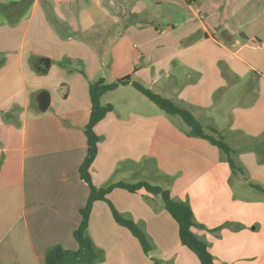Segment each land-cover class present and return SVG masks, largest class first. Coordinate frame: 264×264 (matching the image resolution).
<instances>
[{"label": "crops", "instance_id": "crops-1", "mask_svg": "<svg viewBox=\"0 0 264 264\" xmlns=\"http://www.w3.org/2000/svg\"><path fill=\"white\" fill-rule=\"evenodd\" d=\"M137 2L128 9L130 0H0V264H45L53 247L77 250L73 232L89 196L79 176L87 148L89 82H108L107 67L117 79L130 75L135 81L139 70L129 61L136 51L152 69L148 89H158L166 74L157 68L159 32L171 33L173 26L155 25L158 10L138 17L145 5ZM150 2L182 12L183 25L203 16L198 52L182 55L197 66L174 70L160 90L204 127L217 130L240 171L234 174L216 147L188 137L166 117L121 114L106 100L101 104L113 109L94 129L99 142L91 183L95 188L136 183L141 180H128L142 176L150 161L171 198L190 207L197 225L192 231L206 243L214 264H264V200L243 190L247 185L264 195V0ZM118 15L128 21L125 32L151 33L136 34L137 49L128 39L114 44ZM187 34L185 44L192 37ZM119 52L125 57L117 63ZM44 59L49 67L42 71ZM51 72L64 84L60 92L43 76ZM12 83L20 89L15 110L10 96H3V87ZM42 90L50 93L43 113L35 100ZM118 174L129 179L116 180ZM145 196L142 190L115 189L108 200L122 212L141 207ZM111 216L105 202H95L88 235L96 219L106 228Z\"/></svg>", "mask_w": 264, "mask_h": 264}, {"label": "rangeland", "instance_id": "rangeland-1", "mask_svg": "<svg viewBox=\"0 0 264 264\" xmlns=\"http://www.w3.org/2000/svg\"><path fill=\"white\" fill-rule=\"evenodd\" d=\"M145 5V9L138 15V17H145L149 15L152 10H158L159 14L154 20L155 25H159L160 29H163L164 25L170 24L173 26V31L171 33L159 32V64L158 71L159 75L166 73L165 76L159 79V88L153 89L155 93L165 97L161 89V86L166 83L168 76L178 68H183L185 66H197V64L192 63L191 59H182V55L185 52H198V45L203 41L199 38V32L202 33V27L200 25V18L203 16L199 14L194 21L183 25L184 15L182 12L167 7L159 6V8L153 7L150 0H141ZM137 0H130V4L126 7L135 8L137 5ZM198 9H200L198 7ZM134 11V10H133ZM123 15V14H121ZM121 15H118L120 22L116 26V34L114 38V44L117 45L120 41L128 39L134 48L139 47L138 35L145 36L146 34H151L144 31H134L130 29L129 31H124V24H128V21ZM136 18H132L134 21ZM186 32V33H183ZM188 33V34H187ZM191 35L188 43L185 44V35ZM132 36H135L134 38ZM148 36V35H146ZM202 37V34H201ZM211 55L213 49L208 51ZM133 55L130 59V63L139 70V75H137L134 80L140 83L144 87L148 88L152 78V69L149 64L142 58L141 53ZM120 57L117 55V63L125 57L124 52H119ZM217 66H220L217 64ZM106 72L108 73V83L114 82L117 78L114 74H109V69L107 67ZM118 75V74H116ZM45 76L46 80L52 87H64V84H59V76L54 73H49ZM141 79L144 82H140ZM19 84L12 83L11 86L3 87V96H10L9 98L13 100L12 108L15 110L19 105ZM48 92V91H47ZM58 92H60L58 90ZM49 93V92H48ZM50 94V93H49ZM60 94V93H59ZM168 99V98H167ZM19 100V101H18ZM113 101L116 110L125 114L130 111L140 112V113H158L159 117H166L171 123L181 130H189L185 123L178 116H169L158 109L152 102L147 98L137 92L133 87L127 86L119 89L115 93H107L106 97L100 102ZM120 165V164H119ZM147 166V165H146ZM120 173V172H119ZM141 173V172H140ZM139 173V174H140ZM134 177V176H132ZM116 180H126L124 174H118L115 178ZM146 181L151 185L161 186L159 184V173H156L151 166L149 161L148 169L142 171V176L137 179L128 181ZM237 184V183H236ZM239 184V183H238ZM243 186V185H242ZM243 190L247 192L248 196L258 197L264 200V195L258 193L257 191L251 189L247 185H244ZM143 195H146L144 191ZM153 203H149L144 199H141L142 206L133 205L131 208H124L125 211H118L123 217L133 221L145 234L147 242L150 246V251L145 254L138 242L128 230L117 224L113 217H109L110 225L103 228L99 220H95V228L89 237L96 250L98 260L95 264H200L196 255L190 252L186 247L182 246L178 240L177 225L175 221L169 216L162 205L161 198L159 196H153ZM182 252L185 253L186 258H181Z\"/></svg>", "mask_w": 264, "mask_h": 264}, {"label": "trees", "instance_id": "trees-1", "mask_svg": "<svg viewBox=\"0 0 264 264\" xmlns=\"http://www.w3.org/2000/svg\"><path fill=\"white\" fill-rule=\"evenodd\" d=\"M129 84L166 115L178 116L181 118L189 128L187 132L188 137L203 139L216 147L226 159V162L234 174L240 171L233 162V150L227 145L224 138L219 135L215 128L204 127L190 111L177 106L170 99L162 97L140 83L131 81L130 75L117 79L112 83L106 82L104 78H98L89 82L88 90L91 107L89 121L84 131L87 148L85 159L79 168L81 180L89 187V196L85 205L80 209V222L73 232L77 250L68 251L60 247H53L46 253L45 264H95L97 262V253L88 235L89 216L95 202H105L109 207L113 220L129 231L132 237L137 240L145 254L150 251V246L142 230L133 221L123 217L108 200V195L115 189H121L131 194L142 190L146 193L145 198L149 203L153 202V196H159L163 208L177 224L180 244L195 254L200 264H214L213 256L208 246L192 231L197 225L194 223L190 207L183 202L173 200L169 190L160 186L151 185L146 181H138L133 184L118 181L110 183L103 188H95L91 183L89 169L97 155V144L99 142V137L96 135L94 129L107 113L111 112L113 109L111 104L102 105L100 99L104 94L112 92L120 86ZM253 187L262 191V188L259 186L253 185Z\"/></svg>", "mask_w": 264, "mask_h": 264}, {"label": "water", "instance_id": "water-1", "mask_svg": "<svg viewBox=\"0 0 264 264\" xmlns=\"http://www.w3.org/2000/svg\"><path fill=\"white\" fill-rule=\"evenodd\" d=\"M48 67H49V60L48 59L42 60L41 70L45 71ZM35 100L37 103L38 110L41 113H43L47 110V108L50 105V94L47 91L42 90L37 94Z\"/></svg>", "mask_w": 264, "mask_h": 264}, {"label": "built area", "instance_id": "built-area-1", "mask_svg": "<svg viewBox=\"0 0 264 264\" xmlns=\"http://www.w3.org/2000/svg\"><path fill=\"white\" fill-rule=\"evenodd\" d=\"M263 48H264V45H263Z\"/></svg>", "mask_w": 264, "mask_h": 264}]
</instances>
